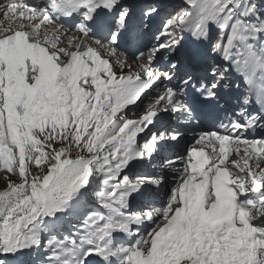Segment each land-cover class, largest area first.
I'll list each match as a JSON object with an SVG mask.
<instances>
[{
	"label": "snow or ice",
	"instance_id": "1",
	"mask_svg": "<svg viewBox=\"0 0 264 264\" xmlns=\"http://www.w3.org/2000/svg\"><path fill=\"white\" fill-rule=\"evenodd\" d=\"M0 264H264V0H0Z\"/></svg>",
	"mask_w": 264,
	"mask_h": 264
},
{
	"label": "rangeland",
	"instance_id": "2",
	"mask_svg": "<svg viewBox=\"0 0 264 264\" xmlns=\"http://www.w3.org/2000/svg\"><path fill=\"white\" fill-rule=\"evenodd\" d=\"M0 187H2V185H0Z\"/></svg>",
	"mask_w": 264,
	"mask_h": 264
}]
</instances>
